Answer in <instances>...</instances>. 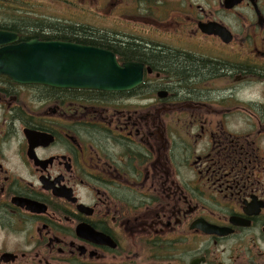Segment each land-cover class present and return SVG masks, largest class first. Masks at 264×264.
<instances>
[{"label": "flooded vegetation", "instance_id": "1", "mask_svg": "<svg viewBox=\"0 0 264 264\" xmlns=\"http://www.w3.org/2000/svg\"><path fill=\"white\" fill-rule=\"evenodd\" d=\"M75 1L0 8L65 6L56 26L102 42L71 43L140 65L142 83L104 93L0 75V264H264V0ZM28 23L0 32L47 42ZM132 46L145 58L114 52Z\"/></svg>", "mask_w": 264, "mask_h": 264}, {"label": "water", "instance_id": "2", "mask_svg": "<svg viewBox=\"0 0 264 264\" xmlns=\"http://www.w3.org/2000/svg\"><path fill=\"white\" fill-rule=\"evenodd\" d=\"M13 34L0 32V75L20 85L122 93L142 82V67L119 65L104 49L68 42L32 40L12 46Z\"/></svg>", "mask_w": 264, "mask_h": 264}, {"label": "trees", "instance_id": "3", "mask_svg": "<svg viewBox=\"0 0 264 264\" xmlns=\"http://www.w3.org/2000/svg\"><path fill=\"white\" fill-rule=\"evenodd\" d=\"M42 26L39 24H27L26 26H23L25 29L24 35H27L26 37L29 36H35L38 37L39 35L42 34H48V35H43L40 37H43V39L52 40V41H62V42H74L75 43H80V44H90V45H95L96 43L101 44L98 39H96V43L93 44V41H89L92 38L88 39L85 38L84 36L82 37L77 30H73L72 26L67 27L66 25H49L48 28L47 26L41 28ZM104 41V40H102ZM116 54H118L123 60H128L130 58H141L144 57L145 55L142 54L140 50L137 49V47H129L127 49L122 48L119 50L114 51ZM150 56V55H149ZM148 56V58H149ZM151 59L154 63L159 65L160 67H165L167 70H169L172 74V71H174V68L177 66L175 65V61L173 58H171L169 55H158L153 54L149 58ZM190 69V67L188 68ZM189 71V70H188ZM191 74V72L189 73Z\"/></svg>", "mask_w": 264, "mask_h": 264}, {"label": "rangeland", "instance_id": "4", "mask_svg": "<svg viewBox=\"0 0 264 264\" xmlns=\"http://www.w3.org/2000/svg\"><path fill=\"white\" fill-rule=\"evenodd\" d=\"M70 1L76 2L75 0ZM15 7L23 8V4L18 2L5 3L4 7L0 8V20L5 21L17 16L20 19H26L27 21L30 19L31 22H33L28 24L56 25L58 21L64 24V21L69 19L70 16L65 6L54 3L36 2L34 9L35 15L31 13L15 12Z\"/></svg>", "mask_w": 264, "mask_h": 264}]
</instances>
